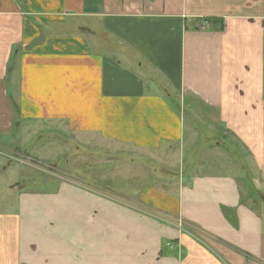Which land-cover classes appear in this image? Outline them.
Wrapping results in <instances>:
<instances>
[{
  "label": "crops",
  "instance_id": "1",
  "mask_svg": "<svg viewBox=\"0 0 264 264\" xmlns=\"http://www.w3.org/2000/svg\"><path fill=\"white\" fill-rule=\"evenodd\" d=\"M125 44L169 89L146 86L143 64L108 57ZM182 106L237 139L264 178V0H0V144L48 124L180 146L192 140ZM194 175L134 205L97 185L28 192L0 178L11 193L0 264H264L263 196L251 200L230 173Z\"/></svg>",
  "mask_w": 264,
  "mask_h": 264
},
{
  "label": "rangeland",
  "instance_id": "2",
  "mask_svg": "<svg viewBox=\"0 0 264 264\" xmlns=\"http://www.w3.org/2000/svg\"><path fill=\"white\" fill-rule=\"evenodd\" d=\"M106 51L109 58H121L126 65L136 67L143 64V69H147L149 74L139 76L146 86L154 87L156 93L169 89L160 74H150L152 64L141 50L125 44L122 48L108 46ZM167 93L174 98V107L178 109L180 97L172 88L166 96ZM182 107L180 113L185 115L187 139L192 137V140H186L180 146H162L163 149L154 150L93 135H73L62 125L31 127L26 124L22 131L18 130L8 139L7 145L0 144V178L11 183L12 187L20 185L23 191L28 192L49 191L62 179L97 185L108 196L134 205L135 202L130 200L139 201L144 192H150L149 188L169 194V190L175 192L196 173H230L256 193L251 192V200L264 198V178L256 171L244 146L227 133L222 141L218 128L211 126V121L194 117L193 111ZM217 139L221 140L220 151L215 147ZM10 194L0 191L1 205L7 204ZM175 224L181 226L178 227L181 231L185 229L181 223L175 221Z\"/></svg>",
  "mask_w": 264,
  "mask_h": 264
}]
</instances>
